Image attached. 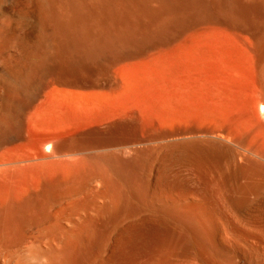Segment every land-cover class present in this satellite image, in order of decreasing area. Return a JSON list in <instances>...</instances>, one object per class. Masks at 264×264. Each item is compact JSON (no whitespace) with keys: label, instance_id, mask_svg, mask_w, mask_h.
I'll return each instance as SVG.
<instances>
[{"label":"bare ground","instance_id":"6f19581e","mask_svg":"<svg viewBox=\"0 0 264 264\" xmlns=\"http://www.w3.org/2000/svg\"><path fill=\"white\" fill-rule=\"evenodd\" d=\"M1 73L0 174L24 184L0 191V264H264V0H0ZM39 79L62 108L132 106L51 133Z\"/></svg>","mask_w":264,"mask_h":264},{"label":"rangeland","instance_id":"374dc122","mask_svg":"<svg viewBox=\"0 0 264 264\" xmlns=\"http://www.w3.org/2000/svg\"><path fill=\"white\" fill-rule=\"evenodd\" d=\"M32 24L31 25H33L34 27H35V20L34 21H32L31 22ZM31 27V31H29V32H24V31H28L29 30V28L27 27V28H23V29H21L20 31H21V34H20V40H21V42L19 41V40H17V42L19 41L20 42V44H19V42L17 43V42H15L14 43V45L15 46H13L12 45V47H10V48H8V50H7V52H4L3 53V57H11V59L13 58V57H16L15 56V54L17 53V51H18V53L16 54V55H18V54H20V53H23L24 52V49H26L29 45H30V47L29 48H31V44L33 43V41H34V37H35V28L34 27ZM23 33L25 34V36H26V40L28 41V42H26V43H23L22 41H23ZM17 44H19V45H17ZM23 48V49H22ZM21 49V50H20ZM6 51V50H5ZM21 51V52H20ZM23 51V52H22ZM7 55H6V54ZM6 56H5V55ZM12 54V55H11ZM14 55V56H13ZM5 58V59H6ZM5 59H2L3 61L5 60ZM7 59H9V58H7ZM5 60V64H7L6 63V61L8 62V61H10V60ZM8 63H10V62H8ZM12 64V63H11ZM2 74H4V73H1V75H0V117H2V118H5L4 117V114H8L7 112L8 111H6V110H8V108H7V106H9V105H11L12 104V106H9V107H14L15 106V103H16V101H18V100H20V96L18 95V97L16 96V95H14L15 97H13L12 95H9V92H8V87H9V85H10V80H11V84L13 83L12 81H14V80H12V79H6V78H4V77H7V75L6 76H4V75H2ZM2 76H4V77H2ZM2 77V78H1ZM3 78H4V80H5V82H6V80L8 81V82H6L7 84V86L4 84L5 82H4V80H3ZM41 81V82H40ZM43 82V80H41V79H39L37 82H36V84H34V88L33 87H31V90L30 91H28V94H30V95H32L33 94V92H35V90L37 89V88H46V90H45V88L43 89L44 91L41 93V95H40V98L36 101V103H35V105L33 106V107H31L30 109L31 110H29L30 111V113H31V115L29 114V115H27V117L30 119L31 117H33L32 115H34L36 112H37V109H38V111H39V114L37 115V116H35L36 118H37V120H36V118H35V120L36 121H38L39 123H40V126L43 128V126H44V129H45V131H47L46 130V126H48V128H52V130L50 131L51 133L53 132V133H55V134H60L61 135V133L62 134H64V132H63V129L66 131L65 133H67V131H69L70 129H72V130H70L71 131V133L70 132H68L67 134H65L64 136H66V135H69V133L70 134H75V132L74 133H72V131H73V129H74V131H75V129H77V131H78V128H79V125L81 124H83V123H85V122H87V121H89V120H92V121H90L89 123L91 124L92 122H94V123H96V120L98 121L99 119H100V117H101V114H97L98 112L99 113H101L102 111L101 110H103V107H105V106H103L102 108L100 107V111L98 110H93L92 108H89L88 110H85V109H83V111H87V112H91V113H83V114H81L80 112H83L82 110H80V112H78L79 111V109H78V111H77V109L75 108L74 109V111L72 110V106L70 107V109L69 108H66V107H68V106H70L69 105V103L68 104H66L67 102H64V104H65V108H64V106H63V108H62V104H63V102L61 103V104H59V102H57L58 100H60L58 97H55L54 96V94H51V92L50 91H52V90H49L51 87L50 86H48V87H46L44 84L42 85L41 83ZM9 83V84H8ZM40 86H39V85ZM39 86V87H37V86ZM7 88V90H6V88ZM33 86V85H32ZM37 88H36V87ZM42 86V87H41ZM47 88H49L48 90H47ZM33 89H35L34 91H32ZM6 90V91H5ZM37 91V90H36ZM48 93H49V95H48ZM7 96V97H6ZM54 98H53V97ZM57 96V95H56ZM10 97H11V99H10ZM12 97L15 99L16 98V100H14V99H12ZM20 97V98H19ZM5 98H6V100H5ZM46 98V99H45ZM57 98H58V100H57ZM10 99V100H9ZM122 101V102H121ZM123 101H125V100H119V106H118V104H117V102H116V105L118 106H116L115 107V105H111V107H112V109H111V107H110V105L109 106H107V108L108 107H110V108H108L110 111H108V109H106V108H104L105 110H103V112H104V114L106 115L107 113H109V114H107L108 116L110 115V114H112V112H116L115 111V108H117L116 110H119V111H121V109H122V111H121V113L123 112V110H125L123 107H126V104L128 103V106L131 104V102L132 101H129V102H123ZM11 104H10V103ZM15 102V103H14ZM61 102V101H60ZM120 103H121V105H120ZM122 103H125V106L124 105H122ZM130 103V104H129ZM6 104H8V105H6ZM61 105V106H60ZM40 106H42V108L40 107ZM47 106V107H46ZM121 106H123V107H121ZM131 106H132V104H131ZM5 107V108H4ZM115 107V108H114ZM135 107V106H134ZM130 107H128V109H129ZM6 109V110H5ZM42 109V110H41ZM67 110V111H65V110ZM69 109V110H68ZM87 109V108H86ZM132 110L133 109H135V108H131ZM3 110V111H2ZM47 110V111H46ZM61 110V111H60ZM77 112H76V111ZM94 112H96V113H93V111ZM111 110H112V112H111ZM5 111H6V113H5ZM106 111V112H105ZM128 111H130V113L132 112L130 109L128 110ZM35 112V113H34ZM45 112V113H44ZM102 112V113H103ZM118 112V111H117ZM133 112H135L134 110H133ZM149 112V111H148ZM148 112L146 113L147 114V117H146V114H145V117H143L144 118V120L142 121V120H140V122H139V124H137V125H139L138 127H140V128H138V130L140 131H138L137 133H140L139 135H144L146 132L147 133H149V132H152L151 130H153L154 128H156L157 127V125H158V127L160 128H162V126H161V124H160V121H159V119H156V113L154 114V112L155 111H151V112H149V113H152L153 112V114L155 115V117H154V115H151V114H149V116H148ZM157 112V116H158V114L160 113L159 111H156ZM159 112V113H158ZM61 113V114H60ZM126 113V112H125ZM94 114V115H93ZM96 114V115H95ZM115 114H117V115H119V112L118 113H115ZM85 115V116H84ZM97 115H100V117L99 116H97ZM124 116H126V114H123ZM128 115H131V114H129V112H128ZM127 115V116H128ZM31 116V117H30ZM66 116H67V118H66ZM76 118V119H74V117ZM93 116V118H91ZM108 116H102V118H101V121H106L107 119V117ZM152 116V117H151ZM6 117H7V115H6ZM97 117H99V119L97 118ZM34 118H32L33 120H34ZM41 118V119H40ZM64 118H66V120L64 119ZM73 118V119H72ZM81 118V119H80ZM87 118H88V120H87ZM97 118V119H96ZM103 118H105V119H103ZM148 118H149V120H148ZM153 118V119H152ZM49 119V120H48ZM70 119V120H69ZM95 119V120H94ZM103 119V120H102ZM4 120H6V118L4 119ZM48 120V121H47ZM94 120V121H93ZM145 120H147L148 122H150V123H148L147 121L145 122ZM153 120V121H152ZM156 120V121H155ZM30 120H28V122H29ZM77 121V122H76ZM155 121V122H154ZM157 121H159V123L157 122ZM2 121H0V123H1ZM35 122V121H34ZM142 122H144V125H143V123ZM153 122V123H152ZM157 122V123H156ZM37 123V122H36ZM35 123V124H36ZM42 123V124H41ZM45 123V124H44ZM88 123V124H89ZM98 123V122H97ZM100 123V122H99ZM141 123V124H140ZM3 123H1L0 124V128H2V125ZM88 124H86V125H88ZM89 124V125H90ZM150 124V125H149ZM156 124V125H155ZM77 127H76V126ZM154 125V126H153ZM38 126V125H37ZM39 126V127H40ZM83 126L85 127V128H87V126H85L84 124H83ZM82 126V127H83ZM91 126V125H90ZM142 126H144V127H142ZM146 126V127H145ZM84 127H83V130H84ZM149 127V128H148ZM157 127V128H158ZM50 128V129H51ZM57 128L58 129H60V133H56L58 130H57ZM62 128V129H61ZM80 128H81V126H80ZM142 128H143V130H142ZM145 128V129H144ZM152 128V129H151ZM158 128V129H159ZM160 128V129H161ZM44 129L42 130L43 132H44ZM49 129V130H50ZM68 129V130H67ZM103 129V128H102ZM142 131H144V130H149V129H151V130H149V131H144L143 133L141 132V130ZM41 130L40 129H38V135L41 133ZM55 130H56V132H55ZM81 130H82V128H81ZM40 131V132H39ZM62 131V132H61ZM41 133L40 135H42V134H45V133ZM49 132V131H48ZM79 132V131H78ZM77 133V132H76ZM128 136V135H127ZM131 136H137V134H135V132L133 133V134H131ZM2 149H0V154L2 153ZM16 175H18V174H15V175H5V173L3 174H0V191H7V190H10V189H13V188H16V186H17V184H16V181H19V182H21V184H24V180L23 179H21V177H19V176H16ZM5 178V179H4ZM20 179V180H19ZM6 180V181H5ZM13 180V181H12ZM14 180H16V181H14ZM23 180V181H22ZM12 182V183H11ZM15 184V185H14ZM12 185V186H11ZM11 186V187H10ZM54 195L56 196L55 198H54ZM54 195H52V194H45V193H40L39 194V198L40 199H48V200H46L47 201V210L48 211H55V210H58V209H61V208H63V207H65V205H68V203L71 201V200H67V199H65V198H62V196L60 195V194H54ZM60 195V196H59ZM44 196V197H43ZM55 201H54V200ZM61 202V203H60ZM63 203V204H62ZM55 204V205H54ZM57 205V206H56ZM53 206V207H52ZM56 207V208H55ZM53 209V210H52ZM35 235H36V237L38 236V234H31V236L33 237H35ZM33 237V239H35ZM38 239V238H37ZM1 248V247H0ZM2 249H3V247H2Z\"/></svg>","mask_w":264,"mask_h":264}]
</instances>
